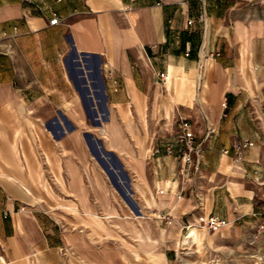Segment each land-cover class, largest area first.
Masks as SVG:
<instances>
[{
	"label": "crops",
	"instance_id": "1",
	"mask_svg": "<svg viewBox=\"0 0 264 264\" xmlns=\"http://www.w3.org/2000/svg\"><path fill=\"white\" fill-rule=\"evenodd\" d=\"M185 131L199 147L189 164ZM126 178L156 192L145 208L168 236L202 233L198 216L214 214L229 221L217 243L251 248L264 221V0H0V264H68L63 245L96 264L89 229L106 232L83 215L104 227L86 207L105 209L106 180ZM59 195L72 197L69 231L57 203L42 207Z\"/></svg>",
	"mask_w": 264,
	"mask_h": 264
},
{
	"label": "rangeland",
	"instance_id": "2",
	"mask_svg": "<svg viewBox=\"0 0 264 264\" xmlns=\"http://www.w3.org/2000/svg\"><path fill=\"white\" fill-rule=\"evenodd\" d=\"M194 144H196L195 140ZM123 181L130 191L128 199L124 198L113 179H107V187L100 197L104 201L105 209L101 208L95 212L91 207H86L88 213L101 217L100 220L104 222V227L95 223L93 221L95 218L92 216L83 215V219L95 227L94 230L106 232L99 237L91 228L89 229L90 262L96 264H264V250L257 253V249H253L256 247V241L264 233L257 239L251 236L252 240L248 245L251 248L244 250L240 246L239 252L233 250L228 243H217V239L212 235L214 230L208 229L198 220L196 222L199 225L203 224L205 228L202 233H198V236L185 238L191 223H187L179 234L168 236L166 223L160 222L161 216L158 213L146 211L145 208L146 203L153 205L156 202V192L151 193L150 198L144 196L145 194L142 198L134 191L131 180ZM40 198L41 203L44 204L43 208H47L48 204L54 206L57 203L54 214L59 220L64 221L63 224L60 222L62 227L60 230L69 231L70 229L63 225L71 220L70 213L72 212L67 210L65 205L72 202V197L59 195ZM108 212H111L113 216L105 218ZM87 230L74 228V231L81 234ZM225 235L227 234H223ZM59 253L64 259L66 254L68 255V264H85L86 262L78 251L70 249L69 246L63 245L59 248Z\"/></svg>",
	"mask_w": 264,
	"mask_h": 264
},
{
	"label": "built area",
	"instance_id": "3",
	"mask_svg": "<svg viewBox=\"0 0 264 264\" xmlns=\"http://www.w3.org/2000/svg\"><path fill=\"white\" fill-rule=\"evenodd\" d=\"M58 16L53 13V17L49 20L50 24H56L58 23ZM189 23L192 22V20L188 21ZM188 125V122L186 119H182L180 121L179 126L183 129L186 128ZM180 138L184 140V146H185V152L181 154V159H183L184 163L189 164L192 162V160L197 161V153L199 151V147L197 144H194V136L191 133L184 132L183 134L180 135ZM240 148V152L238 156L236 157V160H241L243 158L242 155V147L238 146ZM194 155V159L193 156ZM258 182L260 184L264 185V179L258 178ZM198 221L200 223H203L204 225L207 226L208 229L215 230L218 227H221L223 225L228 224V219L220 217L218 215L214 214H208V215H200L198 216ZM251 228L253 229V238L257 239L261 234L264 233V221L263 222H252L251 223Z\"/></svg>",
	"mask_w": 264,
	"mask_h": 264
},
{
	"label": "bare ground",
	"instance_id": "4",
	"mask_svg": "<svg viewBox=\"0 0 264 264\" xmlns=\"http://www.w3.org/2000/svg\"><path fill=\"white\" fill-rule=\"evenodd\" d=\"M118 184L120 185V188L123 190V192H124V194H125V196L127 197V198H125V199H128L129 198V196H130V191H129V189L127 188V186H126V184L124 183V181H123V179H118ZM129 201H130V199H129ZM134 204V203H133ZM113 215L112 214H110V213H108L107 215H106V218H110V217H112ZM198 225H194L190 230H189V232L187 233V236H185V238H189V237H194V236H198V231H197V229H198Z\"/></svg>",
	"mask_w": 264,
	"mask_h": 264
},
{
	"label": "water",
	"instance_id": "5",
	"mask_svg": "<svg viewBox=\"0 0 264 264\" xmlns=\"http://www.w3.org/2000/svg\"><path fill=\"white\" fill-rule=\"evenodd\" d=\"M123 180H125V181H128V179L126 178V179H123ZM114 182H115V184L118 186V188H119V191L121 192V194L125 197V198H127L126 196H125V194H124V192H123V190L120 188V185L118 184V181L117 180H113Z\"/></svg>",
	"mask_w": 264,
	"mask_h": 264
}]
</instances>
